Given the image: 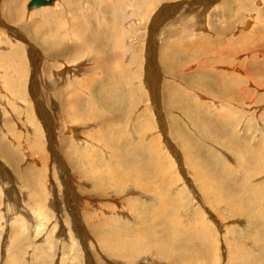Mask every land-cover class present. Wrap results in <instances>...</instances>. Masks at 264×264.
Here are the masks:
<instances>
[{
  "label": "rangeland",
  "instance_id": "1",
  "mask_svg": "<svg viewBox=\"0 0 264 264\" xmlns=\"http://www.w3.org/2000/svg\"><path fill=\"white\" fill-rule=\"evenodd\" d=\"M147 1L0 0V264H264V5Z\"/></svg>",
  "mask_w": 264,
  "mask_h": 264
},
{
  "label": "bare ground",
  "instance_id": "2",
  "mask_svg": "<svg viewBox=\"0 0 264 264\" xmlns=\"http://www.w3.org/2000/svg\"><path fill=\"white\" fill-rule=\"evenodd\" d=\"M13 2H9L8 0H4V2L6 3V4H9L8 5V7H11V8H15V4L16 3H18V2H20L21 0H12ZM25 1V0H24ZM56 1H58V0H56ZM149 1H151V0H149ZM139 2V1H138ZM142 2L144 3V5H147L148 4V1L147 0H142ZM21 3V2H20ZM19 3V4H20ZM55 4V3H54ZM139 4V3H138ZM149 5V4H148ZM255 5H257V7H259V8H261L263 5H264V0H256L255 1ZM13 6V7H12ZM46 6H50V5H46ZM79 6V5H78ZM143 6V5H142ZM18 7V6H17ZM44 7V6H43ZM43 7H40V8H43ZM77 7V6H76ZM145 8H146V6H145ZM16 9V8H15ZM33 9H38V8H33ZM147 9H149L148 7H147ZM185 9V8H184ZM30 10H32V9H30ZM13 11H14V9H13ZM144 11V10H143ZM150 12H151V9H150ZM254 14V13H253ZM252 15V14H251ZM248 17V16H247ZM252 17V16H251ZM251 17H250V15H249V18L251 19ZM254 17H255V15H254ZM259 19V18H258ZM114 20V19H113ZM253 20V19H252ZM255 20V19H254ZM90 21V20H89ZM257 20H255L254 22H256ZM138 23V22H137ZM141 23V22H140ZM252 21L251 22H247L246 24H245V26H244V29H249V31H250V29H252V27L254 26V25H252ZM119 24V23H118ZM136 25V24H135ZM138 25V24H137ZM84 30V29H83ZM85 31V30H84ZM91 37V36H90ZM263 37V36H262ZM261 37V38H262ZM261 38H256V37H254V39H253V45L251 46V47H247V48H243V50H241L242 52L243 51H245V50H250V48H251V50H250V52H252V56L249 58V60L251 61V63H249V64H253L252 62H254V65L253 66H251V67H249L248 66V64L247 63H245V64H243L242 66H243V68L244 69H246V72L248 73V72H250V71H253V72H261L263 69H264V65L260 62V59H263L264 60V47L263 46H260L261 45V43H260V45H259V39H261ZM89 42V41H88ZM90 44V43H89ZM261 48H263V49H261ZM248 52V51H247ZM117 54V53H116ZM236 54V53H235ZM101 62V61H100ZM107 62V61H106ZM102 63V62H101ZM104 64V63H103ZM105 66V65H104ZM108 66V65H107ZM106 66V67H107ZM107 69V68H106ZM126 70V69H125ZM111 78V77H110ZM115 78V77H114ZM92 83V82H91ZM113 84H114V82H113ZM233 94V93H232ZM223 99V98H222ZM114 101V100H113ZM174 102V101H173ZM115 103V102H114ZM119 153H120V151H118ZM140 152H141V149H140ZM125 154V153H124ZM123 154V155H124ZM124 156H126V155H124ZM126 159H128L129 161H131L133 158H131V157H126ZM125 159V160H126ZM127 162V161H126ZM133 163V162H132ZM135 171V170H134Z\"/></svg>",
  "mask_w": 264,
  "mask_h": 264
},
{
  "label": "water",
  "instance_id": "3",
  "mask_svg": "<svg viewBox=\"0 0 264 264\" xmlns=\"http://www.w3.org/2000/svg\"><path fill=\"white\" fill-rule=\"evenodd\" d=\"M55 1L56 0H31L28 8L33 9V8H40L46 5H52Z\"/></svg>",
  "mask_w": 264,
  "mask_h": 264
}]
</instances>
